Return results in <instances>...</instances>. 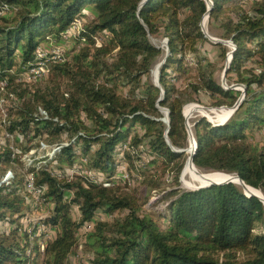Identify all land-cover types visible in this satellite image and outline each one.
Wrapping results in <instances>:
<instances>
[{
  "label": "trees",
  "instance_id": "trees-1",
  "mask_svg": "<svg viewBox=\"0 0 264 264\" xmlns=\"http://www.w3.org/2000/svg\"><path fill=\"white\" fill-rule=\"evenodd\" d=\"M142 1L0 0V81L6 82L1 93L10 101L4 134L15 145L8 136L0 142V222L7 224L0 229V264L37 257L41 264H68L80 244L86 264H264V204L257 196L233 182L174 187L188 157L173 150L189 144L183 106L200 103L203 93L208 106L231 107L241 93L221 86L214 63L199 55L207 2ZM210 1L208 23L235 45L226 79L242 85L244 97L223 123L203 116L193 120V164L236 174L264 197V137L256 135L264 130V0ZM78 19L83 24L69 49L63 38ZM150 35L166 38L169 49L159 72L164 92L159 102L161 89L142 81L163 52ZM50 41L67 52L50 62L44 86L20 81L36 50ZM220 48L224 57L228 49ZM191 55L194 66L186 61ZM186 74V85L178 86L177 79ZM158 106L168 110V126ZM41 141L60 149L46 164L24 174L14 169L2 181L6 169L22 164V154ZM143 155L147 161L139 167ZM78 158L84 167L103 172L111 185L58 171ZM122 160L126 169L143 176L140 186L128 190L111 179ZM164 172L173 188L164 194L165 210L154 214L143 205L163 183ZM28 176L41 189L38 199L26 187ZM33 201L48 210L37 222L46 229L34 241L37 224L28 232L19 222ZM98 211L111 219L94 220ZM85 225L91 227L82 231ZM50 231L54 237L40 249L39 238Z\"/></svg>",
  "mask_w": 264,
  "mask_h": 264
},
{
  "label": "rangeland",
  "instance_id": "rangeland-1",
  "mask_svg": "<svg viewBox=\"0 0 264 264\" xmlns=\"http://www.w3.org/2000/svg\"><path fill=\"white\" fill-rule=\"evenodd\" d=\"M85 12V10H84ZM80 22L81 25L83 24L82 21H80V19H78L75 23ZM202 25H201V29L203 31L204 37L206 38V40L200 44L199 46V55H203L205 56L208 60L212 61L214 63V78L216 79V81L221 85V86H230V85H237L236 87L240 90H242L244 87L240 84H236V83H231L229 81H227L226 79V73L224 74V69L226 67L227 64V56L228 53L230 52V50L232 49V46L229 45L227 42L231 41V40H227V39H222L219 37L220 31L216 26L210 25L208 23V17L203 18L202 21ZM72 26V25H71ZM79 28V23H77V25H73L71 27V30L68 29L69 32V36L66 35L68 34V32L65 34L63 40L68 42V47L67 48H72V46L74 45V35L77 33ZM149 39L151 41V43L159 48L162 49V54L155 59V61H153L152 63V67L154 64L156 63H160L162 61V59L166 56L167 53V46L165 44V39L163 36L161 35H150ZM212 39H216V40H221L223 42L221 43H215L214 40ZM102 42L101 38H97L96 41V45H100V43ZM47 48H45V50H53L58 48L61 51V57L60 60H62L64 58V53L67 52L66 49H62L61 47H59L58 44H56V42L54 41H50L46 44ZM220 45H223L224 47H226L228 49V52L226 53V55L224 57H221V48ZM40 48V47H39ZM43 48V47H41ZM186 61L187 63H189L191 66H194V55L192 56H187L186 57ZM151 67V70H152ZM151 70L148 74L143 75L142 76V81L143 83H153L155 85L156 83V79H154L152 77V73ZM188 76V74L186 75H182L177 79V85L180 87H184L186 85V77ZM46 77L41 78L40 80H37L35 82H32L31 84H34L33 86L35 87H43L45 84V79ZM224 82V83H223ZM231 83V84H230ZM66 84V83H65ZM64 84V85H65ZM63 85V87H64ZM160 85V84H159ZM161 87V86H160ZM122 92L126 93L127 90H129L128 86H124L123 88H121ZM240 90V92H242ZM6 94V93H5ZM4 96L1 93L0 94V142H4V140L6 139L5 137H7L6 134H4V120L6 119V116L8 115L7 113V109L8 106L10 104L9 100L3 99ZM200 98H201V102L200 103H187L183 106V115L185 118V121L188 122L189 124V128H190V132L192 133V122L194 119H196L199 116H203L206 119H208L211 123L213 124H219V123H223L225 122L227 119H229V117L232 115V113L234 111L229 110L228 107H224V106H219V107H212V106H208L206 103V96L205 94L201 93L200 94ZM2 99V100H1ZM159 111L162 114V117L160 120L163 121L164 117H165V108L163 107H159ZM164 122V121H163ZM165 123V122H164ZM193 135V133H192ZM257 138H261L264 137V130L261 132H257L256 133ZM10 145H12L13 147L14 145V140L13 137H9V142ZM190 144H188L187 151L190 148ZM55 147V144H47L43 141H41L39 143V145H35L30 147L25 153L22 154L21 157V161L22 164H15L16 166H14V168H7L6 172L4 174L5 175L9 172L10 176L13 175V171L14 169L17 170V172H21V173H25L26 170L29 167L32 166H40V165H44L46 164L50 159H52L54 157L55 152L57 151H53V148ZM185 151L187 154L188 152ZM190 154V153H189ZM188 154V156H189ZM122 154L119 153V158H121ZM144 157L140 160L137 161L136 165L139 167L143 166V161H147V156L143 155ZM188 157L186 158V161L184 163V166L180 172V177H179V184L174 186L175 188H179V189H196L199 186L203 185L204 183H207L208 180L212 181L214 179H206L202 177H207V176H214V177H225V178H230V177H234V174H230V173H226L223 171H203V170H199V169H195L193 166H191V168L185 172L184 168H185V164L187 162ZM80 159L78 158L72 165L70 166H65L63 169H56L60 172L66 173L69 176H74V175H78V174H83L84 176H89L88 175V169L86 167H84L82 165L81 167V162L79 161ZM84 162V159H83ZM55 163V162H53ZM128 167V163L125 160H122L118 163V169H119V173L112 175L111 179H115L116 181H120L123 184H126L128 187V190H131L134 187H138L140 186V181L143 179V176H141L140 172L138 170H136L135 168L132 169L131 171L126 169ZM80 169L85 170L84 173L80 172ZM95 174L94 178H91L94 182L97 179H100L101 182H105L108 183V185H111V182H109V178L100 171L94 170V172H92V174ZM61 174V173H60ZM125 176H124V175ZM201 177V181H199ZM90 178V176H89ZM161 180L163 183H161V185L158 188L152 189L150 191V196L149 199L147 200V202L143 205V207L148 210L153 212L154 214L159 212V211H164L166 208V205L168 203L167 198H164V194L170 190L171 188V177L167 172H164V174H162L160 176ZM217 179V180H218ZM216 180V179H215ZM236 183L240 184L239 182L236 181ZM240 186V185H239ZM249 191L254 192V193H258L257 190H253L250 189ZM36 195V199H38V195ZM28 200L30 201L31 198H28ZM47 205H41L40 202L38 201H33L32 205H31V211L29 210L26 215L21 218L19 220L22 228H24V226H26L27 231L31 232L35 225L38 222V219L42 218L44 216V214L47 212ZM73 216L76 218L78 215V210L76 209V207L73 210ZM111 216L109 215H105L102 212H97L94 216V220H110ZM37 228L35 230V233L31 236V240L34 241V236L36 235L37 237L42 233V231H44L46 228L44 227L43 224L38 223L37 224ZM7 224L1 223L0 222V229H6ZM91 227V225H85L83 226V228L81 229L82 231H86ZM264 233V230H263ZM54 237V233L53 232H48L45 233L41 238H39V242H41L40 245V249H43L44 247V241L46 239H52ZM88 256L84 255L81 249V244L78 245L73 252L69 255L68 258V264H86V260H87ZM25 264H41L40 263V259L39 257H37L36 259H30V261L28 263Z\"/></svg>",
  "mask_w": 264,
  "mask_h": 264
},
{
  "label": "built area",
  "instance_id": "built-area-1",
  "mask_svg": "<svg viewBox=\"0 0 264 264\" xmlns=\"http://www.w3.org/2000/svg\"><path fill=\"white\" fill-rule=\"evenodd\" d=\"M77 23L81 24L80 22H77ZM74 25H77V24H74ZM61 55H62L61 51L58 48L53 49L51 51L45 50V48H41V47L38 48L36 50V53H35V59L36 60H35L34 64L31 65L30 67L24 68L23 72L19 75L18 79L20 81H23L26 83H31V82H35V81H37L43 77H46L50 72V62L60 60ZM5 84H6L5 80L0 81V93L3 92ZM223 87L225 88V86H223ZM39 112L44 117L47 116L46 112L44 110L39 109ZM7 136L10 137L9 135H7ZM59 149H60V146L55 145V147L53 148V151H56V150L58 151ZM85 161H86V159H84V162ZM80 165L82 167V164H80ZM85 170L89 171L88 175L90 176V178H94L95 174L94 173L92 174V172H94V170H92V169H85ZM85 170L80 169V172L84 173ZM61 173H63V172H61ZM63 174L65 176H68V177H73V176L67 175L66 173H63ZM11 177L12 176H10V173L8 172L5 175V177H3L2 181H7ZM95 182L102 183L104 186H109L108 183L101 182L100 179L95 180ZM26 187L29 191H31L37 195L40 194V192H41L40 188H37L34 186L31 176L27 177Z\"/></svg>",
  "mask_w": 264,
  "mask_h": 264
},
{
  "label": "water",
  "instance_id": "water-1",
  "mask_svg": "<svg viewBox=\"0 0 264 264\" xmlns=\"http://www.w3.org/2000/svg\"><path fill=\"white\" fill-rule=\"evenodd\" d=\"M205 1L207 2L208 9H207V12L204 14V16L208 17V16H209V11H210L211 4H212V3H211L210 0H205ZM143 2H144V0H143L141 3H143ZM204 16L202 17L201 25L203 24L202 21H203ZM201 30H202V29H201ZM202 32H203V31H202ZM212 40H214L215 43H221V42H223V41H221V40H216V39H212ZM227 43H228L229 45L232 46V49L230 50V52L228 53V56H227V64H226V67H225V69H224V74L226 73V71H227V69H228V67H229L230 58H231V56H232L233 50L235 49V45L233 44L232 41H228ZM165 44L167 45V39H165ZM168 54H169V49H168V46H167V53H166V56H167ZM166 56H165V57L162 59V61L160 62L161 64H160L159 72H160V70H161V67H162L164 61H165ZM159 72H158V75L156 76V83H155V85L158 86V87L161 89V87H160V85H159ZM223 83H224V82H223ZM236 86H237V85H230V86H226L225 88L230 87V88H235V89L239 90ZM240 90H241V89H240ZM241 91H242V92L240 93V95H239L238 99L236 100V102L234 103V105L231 106V107H228L229 110L234 111V110L240 105V103L242 102L243 97H244V88H243ZM163 93H164V92H163V90L161 89V93H160V96H159L157 102H159V101L162 99V97H163ZM224 107H227V106H224ZM165 110H166V111H165V117H164L163 121H164V122L167 124V126H168V125H169L168 110H167V109H165ZM185 125H186V128H187V130H188V141H189V144L192 145V149H191L190 154H189V156H188V161L190 162V165L193 166V167L196 169L195 165L193 164V156H194L195 149H196V141H195L194 136L192 135V133L189 131L190 128H189V124H188L187 121H185ZM167 132H168V128L165 130L164 136H165V139H166L167 143L169 144V140H168ZM173 150H174V151H177V152H182V151H187V148H185V149H174V148H173ZM235 175H236V174H235ZM236 178L240 180V183H241V184L236 183V182L233 181L232 179H226V180H222V181H219V182L209 181V180H208L207 183H204L203 185L199 186L198 188H200V187H204V186H208V185H210V184H220V183H225V182H233V183H235V184L240 185L241 189H242L243 192H245L246 194L257 196V197L263 202V204H264V197H263V195H262V193H261L260 190H257V189H256V190L258 191L259 194L254 193V192H251V191L248 190L249 185L245 184V183L239 178L238 175H236Z\"/></svg>",
  "mask_w": 264,
  "mask_h": 264
},
{
  "label": "bare ground",
  "instance_id": "bare-ground-1",
  "mask_svg": "<svg viewBox=\"0 0 264 264\" xmlns=\"http://www.w3.org/2000/svg\"><path fill=\"white\" fill-rule=\"evenodd\" d=\"M205 17H206V16H204V18H205ZM160 64H161V63H156V64H154L153 67H152L151 73H152V77H153L154 79H156V76L158 75L159 68H160ZM190 145H191V144H190ZM191 149H192V145L190 146L189 150L187 151L188 154L190 153ZM190 168H191V165H190V162H189L188 159H187V162H186V164H185V168H184L185 172L188 171ZM203 178H206V179H214V180H212V181H215V182H219V181L226 180V179H232L233 181H235V182L237 181V182L240 183V180L236 178V175H234V177H230V178L219 177V179H218V177H214V176H210V175L207 176V177H202V179H203ZM199 179H200L199 181H201V177H200ZM215 179H216V180H215ZM217 179H218V180H217ZM240 184H241V183H240ZM250 189H252V188L248 187V190H250Z\"/></svg>",
  "mask_w": 264,
  "mask_h": 264
}]
</instances>
